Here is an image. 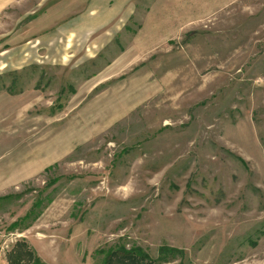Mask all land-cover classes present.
<instances>
[{"label":"rangeland","instance_id":"obj_1","mask_svg":"<svg viewBox=\"0 0 264 264\" xmlns=\"http://www.w3.org/2000/svg\"><path fill=\"white\" fill-rule=\"evenodd\" d=\"M38 1L0 17V43L15 38L0 52L91 3ZM104 27L0 54L22 63L0 67V95L22 106L0 123V162L38 164L0 190V264L21 240L45 264L163 246L183 253L170 264H264V0H134Z\"/></svg>","mask_w":264,"mask_h":264},{"label":"crops","instance_id":"obj_2","mask_svg":"<svg viewBox=\"0 0 264 264\" xmlns=\"http://www.w3.org/2000/svg\"><path fill=\"white\" fill-rule=\"evenodd\" d=\"M24 1L25 0H0V17L8 9L20 6L24 3ZM59 1L62 2L61 4H64V0ZM47 2H49V0H39L38 2H36V6L42 7L46 5ZM49 3L51 5L49 7L53 8L55 6L52 2ZM133 11L134 0H91L89 9L87 11L84 10L83 13H80L76 18L72 20L69 18L63 21L59 26L49 29L50 31L48 30L46 34L42 35L41 37L38 35L31 39L33 40L34 38H36V40H42L46 44L47 49H51L52 52H55V48L57 47L56 40L60 39L62 41L65 40L66 45H68L69 43L71 44L73 40H81L83 44H85V40H87L88 37H91L93 34H95V32H98L105 28L104 26L108 23H111L113 19L116 18L117 20L119 18H130ZM39 19L41 18H38V16H32V19H30V21L26 23L27 26L25 29L29 30V28H32L35 22H39ZM22 31L23 30H21L20 32ZM16 35L17 33L14 34V36ZM108 36L109 34H107L105 38H107ZM2 38V42L3 40L5 42L6 38L11 39L12 32L5 33V35H2ZM101 38L102 37H100V41L99 39H96L94 43L96 45H99V42L101 43ZM30 40L24 41L25 43L23 42L22 45L27 44ZM22 45L16 47L13 46L10 49L1 51L0 54L7 55L8 53H10L12 55H15L18 53V51L19 53H24ZM66 47L67 46H62V48L58 47V50L65 49ZM94 47L95 46H92L89 49V53L97 51ZM20 62V57H17L14 61L10 59H4L3 61H0V67L10 65L11 67L8 66V69L19 70L22 67V63L20 64ZM16 101L18 103V106H16ZM21 108L22 106L19 103V99L17 97L0 95V123L4 122V118H6L7 116L12 117L13 119L16 115V112L21 111ZM25 164L22 160H16L15 157L8 161L0 162V168L6 166L7 168H9V171L11 172L10 174H12V177L7 176L2 178V180L0 179V190H4L11 183L14 184L19 181V179H21V175L22 177L30 176L31 174H33V171L37 170L38 168L37 161H35L34 163L33 161H31L30 166H27Z\"/></svg>","mask_w":264,"mask_h":264},{"label":"trees","instance_id":"obj_3","mask_svg":"<svg viewBox=\"0 0 264 264\" xmlns=\"http://www.w3.org/2000/svg\"><path fill=\"white\" fill-rule=\"evenodd\" d=\"M45 200L50 201L48 198ZM40 204L41 201L37 200L35 207H39ZM28 218L29 215L27 214L21 220L12 223L9 230H18L19 224L24 223ZM98 254L102 257L98 264H170L183 256L180 250L166 246L158 249L156 258H151L139 248L128 250L124 247H109L99 250ZM5 260L7 264H45L23 240L14 244L7 253Z\"/></svg>","mask_w":264,"mask_h":264}]
</instances>
